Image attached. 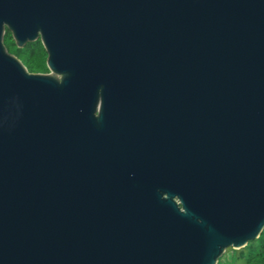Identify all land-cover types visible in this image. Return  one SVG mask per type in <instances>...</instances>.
Masks as SVG:
<instances>
[{
    "label": "water",
    "instance_id": "water-1",
    "mask_svg": "<svg viewBox=\"0 0 264 264\" xmlns=\"http://www.w3.org/2000/svg\"><path fill=\"white\" fill-rule=\"evenodd\" d=\"M263 233L264 0H0V264H219Z\"/></svg>",
    "mask_w": 264,
    "mask_h": 264
},
{
    "label": "trees",
    "instance_id": "trees-1",
    "mask_svg": "<svg viewBox=\"0 0 264 264\" xmlns=\"http://www.w3.org/2000/svg\"><path fill=\"white\" fill-rule=\"evenodd\" d=\"M8 52L17 57L31 74L49 73L46 59L47 54L40 41L29 44L23 49L16 47L11 34L8 32L5 39ZM219 264H264V233L254 243H250L240 251L230 250L219 261Z\"/></svg>",
    "mask_w": 264,
    "mask_h": 264
}]
</instances>
